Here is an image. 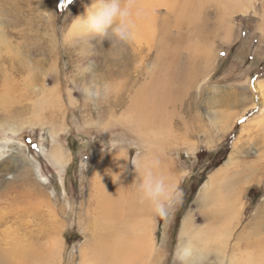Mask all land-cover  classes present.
<instances>
[{"label":"rangeland","instance_id":"obj_1","mask_svg":"<svg viewBox=\"0 0 264 264\" xmlns=\"http://www.w3.org/2000/svg\"><path fill=\"white\" fill-rule=\"evenodd\" d=\"M138 1L130 0L137 15L142 12ZM150 1L151 13L144 22L152 25L144 32L148 42L144 44L145 37L137 35L129 40H137V47L148 44L155 54V44L165 26L174 36L171 46L178 49L179 59L192 58L191 63L178 66L189 73L170 87L174 90L176 86L178 92L175 95L176 90H172L171 99L162 107L165 118L161 130L169 134L174 131L180 144L173 146L167 136L161 138L155 132L144 130L142 134L158 137L165 144L151 149L150 156L157 161L156 155L163 154L173 162L175 169L170 170L180 193L167 216L150 215L151 241L159 254L156 264H186L175 254L181 223L193 214L195 225L203 224L196 218L207 204L196 208L195 203L210 177L220 170L236 171L232 164L258 162L260 173L254 182L240 186L241 180L235 186L233 176L232 185L227 186L238 194L240 207L236 200L221 205L223 195L219 205L210 210L228 205L231 215L241 209L233 226L226 224L223 240L215 237L219 223L210 230L208 241L191 250L192 254H206L196 264H239L235 261L240 257L239 234L254 239L264 230V0L199 1L201 8L193 24H186L184 15L177 21L172 13L157 6L159 0ZM160 1L169 5L168 0ZM169 1L175 4L181 0ZM94 3L0 0V253L14 244L21 251L20 244L28 245L30 238L46 244L47 238L40 234L51 232L54 243L48 242L59 253L53 262L35 264H79L87 231L84 211L89 185L100 171L99 160L105 155L122 157L117 177L124 182L125 177L138 181L134 161L146 157L145 143L126 129L134 126L141 114L127 117L123 112L129 106L128 97L146 83V77L139 76L140 69L147 72L150 64L146 66V58H134L120 78H99L102 72L117 69L107 52L119 41L87 34L75 26L77 17ZM118 83L122 84L120 90ZM112 89L121 95L125 91L124 103L110 101L108 92ZM201 150L204 153L199 154ZM54 162L59 163L61 172ZM22 195L31 198V207ZM7 196L17 198L10 214L5 211ZM24 206L27 213L20 219L17 209Z\"/></svg>","mask_w":264,"mask_h":264},{"label":"bare ground","instance_id":"obj_2","mask_svg":"<svg viewBox=\"0 0 264 264\" xmlns=\"http://www.w3.org/2000/svg\"><path fill=\"white\" fill-rule=\"evenodd\" d=\"M199 1L202 2L203 0H181L180 2H177L175 4L168 0L169 5L161 3L160 0L156 3L158 7H164L166 13H172L177 21L182 19L184 15L186 24H189L188 21L193 24L198 10H200L201 8V4ZM138 2L141 5L142 12L137 15V13H135V10L130 8V19L133 24L132 36L134 37L137 35L141 38L145 37L144 44H146L149 37L146 36L144 32L145 30L150 29L152 25L146 26L144 22L146 20V17H149L148 14L151 13L150 6L153 3H151L150 0H139ZM179 32L180 31H178V33ZM175 36L179 38L178 35ZM172 40L174 41V36L170 35L166 31L165 26H163L161 28V35L158 38L157 43L155 44V54H152L150 52L151 47L148 44L146 47L135 46V44L139 43L137 40H134L133 42H131L130 40L126 42L119 41L118 44L114 45L113 50L111 49L107 52V54L109 55L108 59L114 60L113 64L117 66V69L102 72V74L99 75V78L101 77L102 80L120 78L122 73H127L129 66H131L133 62L132 59L134 58H137L138 60L140 58H146V66L150 64L149 71L146 72L145 70L140 69L139 76H142L144 78L146 77V83L144 85L141 84L140 87L133 93V96L131 95L128 97L129 106L124 110L125 113L123 112V114L126 116L131 114V116H138L139 113L141 114V116H139V118L136 120V124L134 126L126 128L130 133L135 134V138L137 140L139 137V139L141 140L140 142H144L146 146V157L140 161L138 160L137 163L134 161V174L137 176L138 180L140 173L139 166L142 163L152 160L150 156L151 149L156 150V147H161V145L162 147H165V144L161 143V141L157 139L158 137L146 138L147 135H142L145 131L149 132L150 134H152L153 132L158 133L159 135H161V138L167 136V140L170 139L172 141L170 143L173 146H177L180 144L179 141H176L178 138H175V136H173L174 131L171 130L172 133L169 134L167 133V131L164 132V130H161V128H163L164 126V123H162L164 121L163 118H165L163 117V110L165 109H163L162 107L164 106V104L166 105L165 100L171 99L170 96L174 90H176L175 95L178 92L176 86L174 90L170 87L179 84L180 81L183 80V77L187 73H189V70L187 68L178 66H184L187 63H191L192 58L188 56L184 61H181L177 52L178 49H175L171 46L173 44ZM129 45H131V48H128ZM144 50L147 52V54L144 52ZM117 59L123 61L119 62ZM191 83L192 82H189L187 85H190ZM118 86V90H120L122 88V84L118 83ZM261 86V90L264 91V83ZM116 90H113L112 92H108L109 90L106 91V93L108 92L109 96L112 97V100L110 101L116 103L117 101H115V99H117L124 103L122 96L125 91L123 90L121 95V93ZM156 108H160V110L156 112ZM154 117H156V119ZM119 123L121 124V121H119ZM117 156L118 155H105L99 160V174L94 175V178L92 180L93 182H91V185H89V200L88 204L86 203L87 208L84 211L83 217V220L85 219L83 222H85L87 231L85 232L86 234L84 233L85 239L83 242V246L79 252L81 259L79 264H149V260L151 261V264H156L159 254L153 249V243L151 241L150 234V231L152 230L149 225L150 215L154 213L152 212L150 206L140 199L137 193L138 181H134V179H132L131 177H125L123 179L124 182L118 179L117 176L119 174L120 167H122V157L120 158L119 156ZM156 157L157 161L159 162L158 171L162 175L167 177L173 185H175V177H173V172L170 170L174 167L173 162L169 161V159L163 154L156 155ZM54 159L56 161L57 158L54 157ZM257 163L248 164L247 166L244 165L245 163L235 165L232 164V167H234L236 171H226L229 173L228 176H224L226 175V172L224 173L222 170H220L219 172H216L213 177H210L209 182L207 183L206 187L202 189L195 203L196 208L200 206L202 208L203 206H205V204H207L205 206V210L203 209V212L199 211L196 218L198 221H202L203 224L201 226L195 225L196 221L193 214L185 217V219L181 223L178 244L175 253L179 262L181 261L186 264H196L197 260L205 257L206 254L204 252L192 254L191 250H194L195 246H199L204 240H209L210 233H212L210 232V230L216 229L218 227L217 225L220 223L218 227L219 229H216L215 234L217 236L215 237L222 238L223 231L225 230V227L228 226H226V224L230 223L229 226H233L234 218L236 221L237 216L241 214V209H236L234 213L232 212L231 215L229 214L232 210L228 209V205H226V209L216 208L215 211L210 210L212 207H216L219 205L223 195L224 198L221 202V205L228 204L231 200H236V206L240 207V201L238 200L237 196L238 194H236V192L234 191L228 190V187L232 185V182L230 181L231 177H236L234 180L235 186L241 180L242 181L240 182V186L249 181L254 182L256 180V176L260 173L259 164ZM54 164L57 166L58 172H61L62 168L59 163L54 162ZM260 166L262 170L263 165L261 164ZM174 169L175 168H173V170ZM241 170H244L246 173L242 175V173L239 172ZM127 176H129V174H127ZM239 195H241V193ZM21 197L23 201L27 203L29 207H31V198L23 195ZM10 198L12 197L10 196ZM10 198L7 196V200L5 203V211H7V214L13 212L10 210L17 203V198H15L14 196L13 199ZM27 208L28 207L24 206L17 209L20 212V214H18V217L20 219L24 217L25 213H27ZM217 209L220 210V216ZM225 218H227L229 222H227L228 220L220 222V220L223 221ZM258 225L260 226V224ZM26 233L28 234V232ZM6 235L7 234H5V236ZM40 236H44V239L47 238V245L42 242L34 243L31 238V241L28 243V245L25 246L20 244V246H22L23 248L21 251H17V244L11 245L9 246L11 247L10 249H8L7 251H2V253H0V264H35L37 263V261H39L40 263L43 261H46L47 263L53 262L52 260L55 259L57 252L59 253V249L57 251L55 250L56 248L53 249L54 241L50 240L52 236L51 232H41ZM16 239L14 241H16ZM39 240L41 241V239ZM48 241L53 242L52 245ZM242 241H245L243 245L240 244ZM238 244L239 245L237 247V251L239 252L238 254L240 257L235 260L236 263L240 262L239 264H241V262H244L245 264H264V230H262L261 233L258 234V236H256V238L254 239L253 237L250 239L247 237L245 238V235L242 236V234L240 233L238 237ZM209 251L211 250L209 249ZM37 257H39V260H37Z\"/></svg>","mask_w":264,"mask_h":264},{"label":"clouds","instance_id":"obj_3","mask_svg":"<svg viewBox=\"0 0 264 264\" xmlns=\"http://www.w3.org/2000/svg\"><path fill=\"white\" fill-rule=\"evenodd\" d=\"M130 8V0H95L77 17L75 26L93 36L126 42L132 37L133 29ZM139 167L137 193L140 199L155 215L167 216L180 195L178 189L158 171V161H147Z\"/></svg>","mask_w":264,"mask_h":264},{"label":"trees","instance_id":"obj_4","mask_svg":"<svg viewBox=\"0 0 264 264\" xmlns=\"http://www.w3.org/2000/svg\"><path fill=\"white\" fill-rule=\"evenodd\" d=\"M202 153H204L202 150L199 152V154H202Z\"/></svg>","mask_w":264,"mask_h":264},{"label":"snow or ice","instance_id":"obj_5","mask_svg":"<svg viewBox=\"0 0 264 264\" xmlns=\"http://www.w3.org/2000/svg\"><path fill=\"white\" fill-rule=\"evenodd\" d=\"M69 2H70V0H69Z\"/></svg>","mask_w":264,"mask_h":264}]
</instances>
